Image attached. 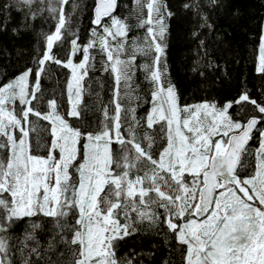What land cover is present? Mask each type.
I'll return each instance as SVG.
<instances>
[{"label":"snow or ice","instance_id":"obj_1","mask_svg":"<svg viewBox=\"0 0 264 264\" xmlns=\"http://www.w3.org/2000/svg\"><path fill=\"white\" fill-rule=\"evenodd\" d=\"M134 4L124 18L118 0H95L81 42L79 0H0L24 27L55 21L32 66L0 80V264H145L143 250L120 253L145 224L164 264H264V99L242 86L182 103L167 75L173 13ZM255 51L264 76V22ZM53 65L67 73L49 90Z\"/></svg>","mask_w":264,"mask_h":264},{"label":"trees","instance_id":"obj_2","mask_svg":"<svg viewBox=\"0 0 264 264\" xmlns=\"http://www.w3.org/2000/svg\"><path fill=\"white\" fill-rule=\"evenodd\" d=\"M188 1L166 0L168 8L173 13L167 19V75L171 83L175 85L181 102L191 104L205 99H214L222 104L234 99L242 86H246L253 98L264 99L262 96L264 76L255 72V50L259 43L261 23L264 18V0H220L219 6L215 8L206 6L202 16H208L212 28L201 27L203 21H200L189 7H185ZM93 2L94 0H91L90 7L78 15L77 26L80 29L81 42H86L89 28L92 27ZM133 8L132 0H118L114 15L129 17ZM66 11H70L67 6ZM16 16L13 19L11 15L14 23L11 24L10 31L0 30L2 53L6 54V47L11 54L27 52L28 36L19 34L13 38L12 35L14 28L18 30L17 23H20V18ZM73 19L76 20L77 17ZM3 20L5 18H2L0 12V21ZM130 22L135 23L134 17ZM54 25L55 21L52 19L40 16L29 23L31 35L37 31L43 33L54 30ZM142 32V29H134L130 36L141 35ZM201 41L204 42L203 45ZM205 50H207L206 53ZM2 53H0L1 69L5 68L8 61L11 62ZM13 67L15 68V65ZM53 70L56 75L49 80V90L57 88V80L62 84L64 75L67 73L66 69H60L55 65ZM103 79L108 81L106 75ZM103 95L107 99V84ZM85 100L91 102L87 96ZM147 107L148 105H144L139 110L140 114H143ZM88 119H92L91 113ZM129 248L143 250L146 254L143 257L145 264H164V261L169 259L168 247L163 237L149 231L146 224L142 226L141 233L121 242L120 253L127 252ZM171 258L178 264L179 253H175Z\"/></svg>","mask_w":264,"mask_h":264},{"label":"rangeland","instance_id":"obj_3","mask_svg":"<svg viewBox=\"0 0 264 264\" xmlns=\"http://www.w3.org/2000/svg\"><path fill=\"white\" fill-rule=\"evenodd\" d=\"M79 2L86 5L85 9H87L91 5V0H79ZM132 2H133V6L135 7L134 0H132ZM187 5H189V9L194 13V15L200 21H202L201 17H202L203 10L206 6H208L207 0H189ZM196 5H199V7H196ZM1 14H2V18L4 17L5 19H8L7 11L1 12ZM11 15L13 16L12 17L13 19H15L14 16L16 15H17L16 17L20 18V23H17L19 25L18 30L15 32L12 31L13 38L19 36V34L27 35L28 38L26 40H27V45L29 46H28V49H26L27 50L26 53L21 51L20 53L11 54L7 51V47H6V54L5 52L2 53V51L0 50V53H2L5 57H7L8 60H11V62L9 61L7 62V65L5 66V68L1 69L0 67V80L10 79L18 75L26 67H31L34 55L36 54L38 50H40L43 47V43H44V37L42 36L41 32L37 31L36 33L31 35L29 24L27 27L22 26V20H23L22 14L17 13L16 11L13 10L11 12ZM12 18L10 17V19H8L7 28L6 30H2L3 32L11 30V27H12L11 24L14 23L12 21ZM262 22H264V18ZM1 48L2 47L0 46V49ZM13 65H15V68L13 67ZM43 83H44V86L48 89L49 80H45L43 81ZM93 87H96V86L94 85ZM19 230L20 229L18 227L17 231Z\"/></svg>","mask_w":264,"mask_h":264},{"label":"water","instance_id":"obj_4","mask_svg":"<svg viewBox=\"0 0 264 264\" xmlns=\"http://www.w3.org/2000/svg\"><path fill=\"white\" fill-rule=\"evenodd\" d=\"M94 3H95V0H94V2H93L92 8H93V6H94ZM92 8H91V19H92V15H93Z\"/></svg>","mask_w":264,"mask_h":264}]
</instances>
